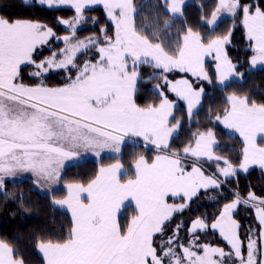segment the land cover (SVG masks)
Listing matches in <instances>:
<instances>
[{"label": "snow or ice", "instance_id": "1", "mask_svg": "<svg viewBox=\"0 0 264 264\" xmlns=\"http://www.w3.org/2000/svg\"><path fill=\"white\" fill-rule=\"evenodd\" d=\"M28 6L30 0H21ZM49 9L70 6L71 19L57 18L70 35L58 36L48 24L33 19L0 15V191L6 178L30 172L39 186H52L61 180L66 160L81 150L100 157L105 150L120 153L126 137L142 138L156 155L149 161L136 154L127 175L116 163L99 167L88 183H67L62 199L53 196V205L66 206L71 213L70 227L60 239H38L36 250L43 264H264V196L249 190L238 191L225 203L211 222L197 216L185 225L173 218L183 214L201 192L219 191L238 174L252 166L264 171V102L248 95L232 93L228 107L215 121L239 134L243 147L238 163L215 155V133L211 128L191 133L182 148L173 149L170 138L182 127L174 110L177 100L186 105L191 119L202 103L205 89L201 81L213 82L205 58L214 61L215 78L226 86L233 78L242 80L226 50L233 29L224 34L204 36L192 27L177 35L173 46H166L157 34L159 26L137 24L143 7L135 0H37ZM173 19L184 15L185 0H160ZM102 6L111 28L84 39L77 29L88 19L87 10ZM201 9L205 5L200 6ZM239 19L252 52L249 71L264 69V0H216L211 18L205 21L214 33L223 15ZM92 22L99 21L92 17ZM171 27L165 21L163 31ZM151 31V38L145 34ZM172 41L171 36L165 37ZM53 41L64 47L54 49ZM48 48L50 55L43 50ZM91 53V56L88 54ZM80 56L88 57L82 62ZM155 70L149 80L158 102L137 103L141 66ZM27 76L36 81L24 83ZM50 72L63 73L62 86L45 83ZM180 74L169 78V74ZM169 94L176 97L171 99ZM215 165L207 172L205 165ZM238 183V180H237ZM7 196L8 193L4 192ZM215 199V197H210ZM134 202V212L121 222L122 212ZM172 201V202H170ZM255 210L258 231L251 227L241 238V224L234 218L239 206ZM21 207H24L21 204ZM27 210V209H25ZM186 229V235L180 236ZM218 232L229 251L201 242V233ZM0 264H25L18 250L0 238Z\"/></svg>", "mask_w": 264, "mask_h": 264}, {"label": "trees", "instance_id": "2", "mask_svg": "<svg viewBox=\"0 0 264 264\" xmlns=\"http://www.w3.org/2000/svg\"><path fill=\"white\" fill-rule=\"evenodd\" d=\"M141 1L135 0L136 5H146V1L144 4ZM215 2L216 0H192V2L184 6V15L181 18L172 19L163 10L160 0H147V5L143 7L141 15L137 17V24L153 27L158 25L161 35H157L164 39L166 46L173 47L177 35H182L187 27H192L194 31H199L204 36L224 34L230 28L233 29L231 43L226 50L233 62L238 64L237 70L244 73L243 79L230 81L226 86L219 85L215 78L214 61L208 60L205 63V67L212 76L213 82L211 84L207 81L200 82L199 86L205 89V95L202 98V106L193 113L194 118L192 117L190 122L185 107L179 106L175 109V115L183 123L180 128V134L176 135L170 141V144L173 149L182 148L192 138L191 133L211 128L215 133L218 145L214 149L215 154L227 157L235 164L239 162L243 143L236 135L231 134L219 122L215 121V115L223 114L224 108L228 107L226 97L232 93L241 96L248 95L258 103L264 102V69L260 67L249 71L248 60L252 52L249 49L248 41L245 38L244 29L239 19L233 22L231 17L223 18L218 21L214 33L210 30L205 21L211 18V11L214 9ZM201 5H205V7L201 9ZM0 15L9 18L39 20L52 27L58 36H64L70 35V31L65 26L58 24L57 18L71 19L75 12L74 9L65 6L49 9L46 6H40L37 1H32L28 6H25L21 0H0ZM85 15L88 19L77 29L78 38L84 39L87 36L98 33L99 28L104 25L111 28V24L107 21L101 6H95L87 10ZM202 15H204L205 21L201 20ZM92 17H95L99 23L94 24ZM153 18L154 22L151 21ZM165 21H168L171 25L166 33L163 31ZM145 34L149 35L150 38L152 36L151 31L147 29H145ZM167 36H171L172 41L165 39ZM52 47L58 50L63 47V43L53 41ZM43 54L45 56L50 55L48 48L43 50ZM88 55L91 56V53ZM86 58L88 57L80 56L79 60L82 62ZM28 71L29 69L25 68L24 83L33 84L36 81L27 76ZM140 71L142 80L137 85V103L143 106L148 103L158 102V97L152 87L161 81L149 80L153 72L158 70L148 65H142ZM62 76H64L63 73H51L47 76L45 83L50 86H60L64 83ZM179 77L180 74H169L170 79ZM59 78L62 79L60 80ZM169 96L171 99L176 100L172 94H169ZM136 154H143L151 161L156 152L139 144L128 143L123 146L118 157H104L99 161L87 160L80 164L70 165L62 172L58 188L50 194L40 192L34 187L31 180H23L16 183L5 181V189L0 191V238L7 239L13 244L18 250V256L23 257L25 264H43L42 256L36 250V241L38 239H60L66 235L70 227V213L53 205V196L56 199L65 196L64 186L67 183L87 184L89 180L95 177L100 166H107L109 163L117 162V159L127 171V175L121 176L122 181L131 178L133 176L131 168ZM205 167L210 171H214L215 165L206 164ZM249 190L254 191L257 196H264V171L257 166H252L246 174L243 172L239 173L237 178L229 180L219 191L209 190L206 193L202 191L199 198L190 205L189 209L173 218L170 229L175 226V223L180 221H183L186 226L190 225V221L197 216L207 217L210 223L213 217L218 215L223 205L230 202L233 198V192L238 191L242 197H246ZM4 192H7L8 195L5 196ZM210 197H215V199H210ZM21 204L24 207H21ZM133 212L134 207L131 205L126 210H123L121 222H126L125 218L130 217ZM253 212L254 209L241 205L234 213V218L241 224L242 239L247 234L249 227L254 231L259 229V224L255 222ZM182 231L186 232V229ZM200 240L201 242H208L211 245L222 247L225 250L229 249L218 233L211 230L207 233H201Z\"/></svg>", "mask_w": 264, "mask_h": 264}, {"label": "crops", "instance_id": "3", "mask_svg": "<svg viewBox=\"0 0 264 264\" xmlns=\"http://www.w3.org/2000/svg\"><path fill=\"white\" fill-rule=\"evenodd\" d=\"M227 17H230V16H228V15H223L220 19H219V21L221 20V19H223V18H227ZM208 59H212V57H206L205 58V62L208 60ZM257 67H260V66H257ZM233 80H235V78H233L231 81H233ZM229 83V82H228ZM47 84V83H46ZM48 85V84H47ZM50 86V85H49ZM221 125L222 126H224L222 123H221ZM228 130H230L231 132H233L241 141H242V139L239 137V134L238 133H236V132H234L233 130H231V129H228ZM243 143V142H242ZM121 151H122V147H121ZM121 151H120V153L118 154V153H116L115 155H113L114 157H118L120 154H121ZM105 152H107V150H105L104 152H102L101 154H105ZM95 159H99V157H97V156H95L94 155V153H92V152H85V151H83V150H81V152H80V155L78 156V157H76L75 159H73V160H70L69 162V164H67V163H65L64 162V167L61 169V174H62V172L64 171V169L65 168H67L68 166H70V165H73V164H80V163H82V162H84V161H87V160H95ZM208 172V171H207ZM23 180H31L32 181V183H33V185H34V187L36 188V189H38L40 192H42V193H48V194H50L51 192H53L55 189H56V185H53L52 186V191L51 192H49L48 191V186H39V185H37L36 183H34V181L36 180V178L30 173V172H24V173H18L17 174V176L16 177H14V178H6V180L5 181H9V182H12V183H16V182H21V181H23ZM126 203V205H131V206H133V207H135V205H134V202H128V201H126L125 202Z\"/></svg>", "mask_w": 264, "mask_h": 264}, {"label": "rangeland", "instance_id": "4", "mask_svg": "<svg viewBox=\"0 0 264 264\" xmlns=\"http://www.w3.org/2000/svg\"><path fill=\"white\" fill-rule=\"evenodd\" d=\"M32 1H37V0H30V2H32ZM145 1L146 0H142L141 1V3H145ZM190 2H192V0H185V5L186 4H188V3H190ZM139 4H137V7L139 8V7H141V6H138ZM184 5V6H185ZM60 7V6H59ZM65 7H69V8H71L70 6H65ZM102 7V6H101ZM57 8V7H56ZM155 11V10H154ZM176 18H181V17H176ZM173 19V18H172ZM175 19V18H174ZM159 20H160V17H159ZM159 20H158V23H159ZM151 21H153L154 22V18L151 20ZM82 25V24H81ZM80 25V26H81ZM64 26V25H63ZM80 26L78 27V28H80ZM66 27V26H65ZM158 35H161V33L159 32L158 33ZM63 47H64V45H63ZM208 60H212V59H208ZM207 60V61H208ZM83 61V60H82ZM206 61V62H207ZM205 62V63H206ZM257 68H260V67H257ZM256 68V69H257ZM51 73H56V72H50L49 74H51ZM49 74L47 75V76H49ZM62 78H63V80H64V76H62ZM62 78H59L60 80L62 79ZM63 85V84H62ZM62 85H60V86H62ZM220 85V84H219ZM152 89L154 90V86L152 87ZM174 96V95H173ZM175 97V96H174ZM176 98V97H175ZM179 106H183V107H185L186 108V105H185V103L183 102V101H179V100H177V104H176V108H178ZM202 106V103L200 104V105H198L197 106V108L196 109H194V111H193V113H195L200 107ZM175 108V109H176ZM174 113H175V110H174ZM192 117L194 118V116L192 115ZM192 117H191V119H189L188 118V120H189V122L192 120ZM188 122V123H189ZM182 123H183V121H182ZM220 123V122H219ZM220 125H221V123H220ZM222 126V125H221ZM222 127H224V126H222ZM225 128V127H224ZM228 132H230L231 134H233V135H235L233 132H231L230 130H228L227 128H225ZM180 134V129L178 130V132L177 133H175L174 135H173V137L172 138H170V141L176 136V135H179ZM128 143H135V144H139V145H142V146H144L145 148H151V149H153L154 150V148L151 146V145H145V143H144V141H143V139L142 138H135V137H126L125 138V143L124 144H122L121 145V147H122V149H123V146L125 145V144H128ZM177 149V148H176ZM215 149V148H214ZM116 153H113V152H111L110 150H107V152H105V154H101V156L99 157V159L97 160V159H95V160H91V161H99L100 159H102V158H104V157H113V155H115ZM119 154V153H118ZM95 155V154H94ZM216 155V154H215ZM70 160H66L65 161V163H67V164H69L70 162H69ZM113 163H116V162H113ZM112 163V164H113ZM109 164H111V163H109ZM108 166V165H107ZM101 167V166H100ZM106 167V166H105ZM124 168V167H123ZM99 169V168H98ZM132 169V168H131ZM124 170H126L125 168H124ZM132 177L131 178H134V172H133V170H132ZM123 176V175H122ZM86 185V184H85ZM56 188H58V184L56 185ZM64 189H65V191H66V188H65V186H64ZM67 194V193H66ZM64 197V196H63ZM63 197H61L60 199H62ZM56 207H58V208H60V209H62V210H65V211H67L68 213H70L68 210H67V208H66V206L64 207V208H61L60 206H58V205H55ZM236 211V210H235ZM235 213V212H234ZM253 214H254V218H255V222L258 224V221L256 220V216H255V210H254V212H253ZM70 215H71V213H70ZM216 233H218V232H216ZM184 235H186V232H184V231H181V233H180V236L181 237H184ZM219 235V234H218ZM213 246H216V245H213ZM226 252H228L229 251V249L228 250H225ZM41 256H42V254H41Z\"/></svg>", "mask_w": 264, "mask_h": 264}]
</instances>
